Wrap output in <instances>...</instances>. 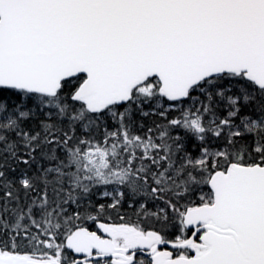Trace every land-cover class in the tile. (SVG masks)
<instances>
[{
    "label": "snow or ice",
    "instance_id": "snow-or-ice-1",
    "mask_svg": "<svg viewBox=\"0 0 264 264\" xmlns=\"http://www.w3.org/2000/svg\"><path fill=\"white\" fill-rule=\"evenodd\" d=\"M0 264H264V0H0Z\"/></svg>",
    "mask_w": 264,
    "mask_h": 264
},
{
    "label": "flooded vegetation",
    "instance_id": "flooded-vegetation-1",
    "mask_svg": "<svg viewBox=\"0 0 264 264\" xmlns=\"http://www.w3.org/2000/svg\"><path fill=\"white\" fill-rule=\"evenodd\" d=\"M112 221H113V222H117V223L120 222L119 219H118V217H116V216H113Z\"/></svg>",
    "mask_w": 264,
    "mask_h": 264
},
{
    "label": "trees",
    "instance_id": "trees-1",
    "mask_svg": "<svg viewBox=\"0 0 264 264\" xmlns=\"http://www.w3.org/2000/svg\"><path fill=\"white\" fill-rule=\"evenodd\" d=\"M129 215H130V213H129Z\"/></svg>",
    "mask_w": 264,
    "mask_h": 264
}]
</instances>
